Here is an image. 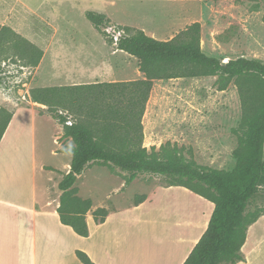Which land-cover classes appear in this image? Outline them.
Here are the masks:
<instances>
[{
    "label": "rangeland",
    "instance_id": "374dc122",
    "mask_svg": "<svg viewBox=\"0 0 264 264\" xmlns=\"http://www.w3.org/2000/svg\"><path fill=\"white\" fill-rule=\"evenodd\" d=\"M88 11H106L113 27L109 35L94 26ZM194 22L201 23V48L206 54L223 60L264 61V0H0V25L10 27L44 53L39 64L31 66L11 43L0 51V106L17 115L13 139L29 140L34 133L38 161L59 168L37 171L39 202L47 195L54 203L60 201L58 183L66 174L69 157L51 153L59 123L47 105L32 101L30 90L135 79L138 60L111 42L113 34L117 38L124 33L114 29H142L165 40ZM217 80V75L157 80L143 117L144 145L159 149L171 142L187 160L212 168H234L242 101L235 80L224 90ZM62 131L64 135L63 125ZM62 143V150L71 152L72 138L62 137ZM127 176L117 166L93 162L74 185L76 195L92 200L88 213L105 207L111 215L92 238L99 256L107 247L119 250L137 243L167 242L178 214L190 204L202 207L194 196L161 191L170 185L166 176L141 173L130 184ZM142 195L150 200L136 208L133 205ZM262 203L264 196L252 202L248 211ZM211 213L209 209L208 216Z\"/></svg>",
    "mask_w": 264,
    "mask_h": 264
},
{
    "label": "trees",
    "instance_id": "16d2710c",
    "mask_svg": "<svg viewBox=\"0 0 264 264\" xmlns=\"http://www.w3.org/2000/svg\"><path fill=\"white\" fill-rule=\"evenodd\" d=\"M88 19L106 35L113 29L108 17L88 11ZM117 48L135 56L143 77L131 80L34 87L32 101L47 105L63 125L64 137H71L70 171L58 183L62 192L57 208L61 222L84 237L89 236L87 214L92 200L76 195L78 177L93 162L117 166L128 173L130 184L141 173L166 176L170 185L184 186L214 203L208 227L184 264H235L245 261L242 247L247 232L264 215V204L249 212L252 202L264 196V61L240 57L223 60L201 48V23L194 22L166 40L142 29L120 27ZM132 31V32H131ZM16 49L26 64L37 66L43 50L8 26L0 25V51L7 44ZM218 76V87L226 89L232 80L239 86L242 116L238 145L233 151L234 168L218 169L187 160L182 149L167 142L159 149L144 145L143 117L154 83L175 78ZM13 112L0 106V141ZM146 200L142 195L136 204ZM100 224L109 211L92 212ZM76 255L83 264H98L83 250Z\"/></svg>",
    "mask_w": 264,
    "mask_h": 264
},
{
    "label": "crops",
    "instance_id": "0c3cea01",
    "mask_svg": "<svg viewBox=\"0 0 264 264\" xmlns=\"http://www.w3.org/2000/svg\"><path fill=\"white\" fill-rule=\"evenodd\" d=\"M105 14L108 15L106 11ZM142 77L138 69L135 79ZM16 116L13 113L0 141V264H83L76 255L77 249L85 251L98 264H184L208 227L211 217L208 216L209 209L213 212L215 207L213 202L184 186L163 187L161 191L172 193L177 190L194 196L202 207L195 209L192 204L188 209L185 207L184 212L178 214L167 242L137 243L119 250L105 247L103 255L99 256L92 238L101 225L109 222L110 213L106 221L100 224L94 220L93 214L88 213L86 217L90 233L84 237L61 222L57 210L59 200L54 203L55 200L50 201L47 195L46 200L38 201L37 171H55L59 168L48 161H38L34 133L29 140L27 137L26 140L22 139L24 137L13 139L12 128ZM62 137V125L59 123L50 151L53 155L69 157L64 165L67 174L73 155L70 151L62 150ZM149 200L146 198L133 206L142 207ZM242 252L246 260L235 264H264V215L250 225Z\"/></svg>",
    "mask_w": 264,
    "mask_h": 264
}]
</instances>
